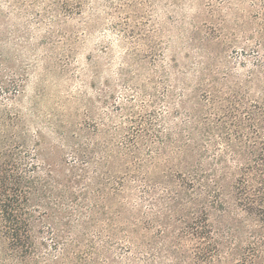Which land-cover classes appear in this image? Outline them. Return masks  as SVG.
I'll return each instance as SVG.
<instances>
[{
  "label": "rangeland",
  "instance_id": "rangeland-1",
  "mask_svg": "<svg viewBox=\"0 0 264 264\" xmlns=\"http://www.w3.org/2000/svg\"><path fill=\"white\" fill-rule=\"evenodd\" d=\"M262 111L264 0H0V179L33 244L22 261L0 219V264H191L153 181L183 145L246 157Z\"/></svg>",
  "mask_w": 264,
  "mask_h": 264
},
{
  "label": "trees",
  "instance_id": "trees-1",
  "mask_svg": "<svg viewBox=\"0 0 264 264\" xmlns=\"http://www.w3.org/2000/svg\"><path fill=\"white\" fill-rule=\"evenodd\" d=\"M254 143L242 151L246 157L233 162L207 157V147L201 144L177 147L176 158L166 157L163 169L168 174L153 182L163 185L165 198L161 204L173 210V216L185 230L182 239L187 240L165 243L167 228H159L157 238L148 241L163 238L165 252L172 258L185 252L183 242L191 241V264H213L220 252H226L228 258L239 264H256L258 258L260 264L264 253V143ZM0 186L4 233L23 261L33 250L30 224L23 208L27 202L26 188L18 178H2ZM149 188L148 194L153 190ZM186 205L188 214H181ZM145 238L144 234L140 237L134 232V248H151Z\"/></svg>",
  "mask_w": 264,
  "mask_h": 264
}]
</instances>
